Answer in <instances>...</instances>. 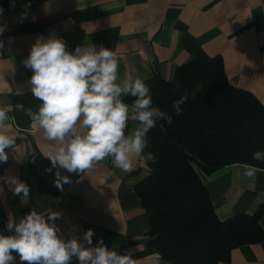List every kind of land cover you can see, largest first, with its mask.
I'll list each match as a JSON object with an SVG mask.
<instances>
[{
  "label": "crops",
  "instance_id": "crops-1",
  "mask_svg": "<svg viewBox=\"0 0 264 264\" xmlns=\"http://www.w3.org/2000/svg\"><path fill=\"white\" fill-rule=\"evenodd\" d=\"M0 8V108L9 115L3 131L17 137L15 149H6L7 162H0V176L16 175L27 183L30 162L50 150L26 114L41 103L31 92L32 70L24 65L39 38H61L69 51L89 44L111 49L120 78L131 74L143 81L155 74L170 80L176 67L202 51L220 57L229 82L264 105V0H21ZM134 126L129 121V128ZM147 154L134 157L127 173L109 159L100 161L55 196H15L0 181V233L10 234L9 216L18 221L31 210H51L61 214L55 223L65 238L83 241L92 229L93 246L102 238L110 249L131 252L136 264H170L147 244L149 218L135 191L150 173ZM242 165L201 173L221 221L264 206V169L247 179L240 175ZM259 223L264 229V214ZM71 264L78 260L73 257ZM219 264H264V240L232 249L229 261Z\"/></svg>",
  "mask_w": 264,
  "mask_h": 264
},
{
  "label": "trees",
  "instance_id": "trees-1",
  "mask_svg": "<svg viewBox=\"0 0 264 264\" xmlns=\"http://www.w3.org/2000/svg\"><path fill=\"white\" fill-rule=\"evenodd\" d=\"M144 82L153 106L173 119L171 125L157 121L147 134L145 152L154 161L148 177L135 187L149 218L147 244L170 264L228 262L232 249L264 240L259 223L264 206L253 214L219 220L201 173L245 163L264 169V162L252 159L255 151H264V105L229 82L220 57L202 51L176 67L170 80L155 74ZM185 91L189 98L176 115L172 104ZM123 99L131 104L134 98ZM51 167L48 158H33L27 172L29 196H55L69 184L57 187V170L46 171ZM59 172L71 182L81 175L62 168Z\"/></svg>",
  "mask_w": 264,
  "mask_h": 264
},
{
  "label": "clouds",
  "instance_id": "clouds-1",
  "mask_svg": "<svg viewBox=\"0 0 264 264\" xmlns=\"http://www.w3.org/2000/svg\"><path fill=\"white\" fill-rule=\"evenodd\" d=\"M24 65L32 70L31 92L41 102L37 111L28 109L26 114L31 126L42 131L51 144L45 157L52 167L46 171L57 170V187L71 182L60 175L61 168L83 174L109 159L122 172L131 171L133 158H144L147 134L157 121L173 123L171 115L153 106L150 88L143 80L131 74L120 78L118 58L111 49L89 44L69 51L61 38H39ZM178 89L176 85L174 90ZM125 96L134 98L131 104ZM188 98L185 91L173 102L176 115L182 114L181 106ZM17 109L23 110L24 105L18 104ZM8 120L7 110L0 108V162L4 163L6 149H15L17 138L3 131ZM129 121L135 126L129 128ZM146 158L154 161L151 153ZM252 159L264 162V151H255ZM256 172L255 165L245 163L240 175L253 179ZM0 181L10 186L13 195L29 196V186L18 176H0ZM60 218V213L51 210L46 214L31 210L18 221L9 216L5 231L10 234L0 233V264H15L13 253L21 264H71L73 257L78 264H136L131 252L110 249L102 238L93 246L92 229L86 230L83 241L76 236L65 238L55 223Z\"/></svg>",
  "mask_w": 264,
  "mask_h": 264
},
{
  "label": "built area",
  "instance_id": "built-area-1",
  "mask_svg": "<svg viewBox=\"0 0 264 264\" xmlns=\"http://www.w3.org/2000/svg\"><path fill=\"white\" fill-rule=\"evenodd\" d=\"M21 0H0V5L5 3L8 5H15L17 3H19Z\"/></svg>",
  "mask_w": 264,
  "mask_h": 264
}]
</instances>
